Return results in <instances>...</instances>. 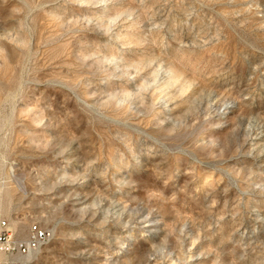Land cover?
I'll list each match as a JSON object with an SVG mask.
<instances>
[{"label": "rangeland", "instance_id": "rangeland-1", "mask_svg": "<svg viewBox=\"0 0 264 264\" xmlns=\"http://www.w3.org/2000/svg\"><path fill=\"white\" fill-rule=\"evenodd\" d=\"M0 218L31 264H264V0H0Z\"/></svg>", "mask_w": 264, "mask_h": 264}, {"label": "built area", "instance_id": "built-area-1", "mask_svg": "<svg viewBox=\"0 0 264 264\" xmlns=\"http://www.w3.org/2000/svg\"><path fill=\"white\" fill-rule=\"evenodd\" d=\"M51 237L49 230H37L30 222L20 234L9 222L0 218V264H31L33 255L43 247V240Z\"/></svg>", "mask_w": 264, "mask_h": 264}, {"label": "bare ground", "instance_id": "bare-ground-1", "mask_svg": "<svg viewBox=\"0 0 264 264\" xmlns=\"http://www.w3.org/2000/svg\"><path fill=\"white\" fill-rule=\"evenodd\" d=\"M250 141L253 143V145H255L256 147L260 145L261 141H262V134L260 132L258 133H254L251 138ZM263 153V152H262ZM83 202L80 200H76L74 201L73 205H80ZM35 227L37 228V230H44V228H42L39 224L34 223ZM147 228H149V230H151L153 233L156 232V229L154 227H152V224H149L148 226H146ZM51 237H46L43 240V246L46 245Z\"/></svg>", "mask_w": 264, "mask_h": 264}]
</instances>
